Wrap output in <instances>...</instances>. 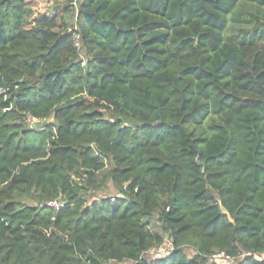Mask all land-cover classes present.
Listing matches in <instances>:
<instances>
[{
  "label": "trees",
  "instance_id": "trees-1",
  "mask_svg": "<svg viewBox=\"0 0 264 264\" xmlns=\"http://www.w3.org/2000/svg\"><path fill=\"white\" fill-rule=\"evenodd\" d=\"M27 14L0 0V264H264V0Z\"/></svg>",
  "mask_w": 264,
  "mask_h": 264
},
{
  "label": "rangeland",
  "instance_id": "rangeland-1",
  "mask_svg": "<svg viewBox=\"0 0 264 264\" xmlns=\"http://www.w3.org/2000/svg\"><path fill=\"white\" fill-rule=\"evenodd\" d=\"M79 0H27V8H28V14L26 17V21L30 22L34 19H39L40 17L43 16H50L53 14L56 10H62L65 7L72 9V15L70 16V22L73 24L74 23V12H75V4ZM228 34L232 35L233 31L230 30L228 31ZM77 46H79V41L76 40ZM28 126H33V123H28ZM86 198L88 203H90L94 199H101V198H108V197H113L116 194L115 189L110 183H107L105 186L100 188L97 191H86ZM23 202L27 204H35V200L33 199H23ZM151 223V228L153 230H157V223L155 221V218L150 219ZM166 253L165 250L163 249H155L150 252H148L145 257L147 259H155L158 258L157 256H162ZM195 252L191 249L186 250V255L188 257L194 256ZM260 258H264V255H260ZM107 264H131L130 262L126 263H107Z\"/></svg>",
  "mask_w": 264,
  "mask_h": 264
},
{
  "label": "built area",
  "instance_id": "built-area-1",
  "mask_svg": "<svg viewBox=\"0 0 264 264\" xmlns=\"http://www.w3.org/2000/svg\"><path fill=\"white\" fill-rule=\"evenodd\" d=\"M0 92H1V89H0ZM30 122L33 123V126H34V120L30 119ZM45 205L49 208L54 209V210H59L63 207V201L59 197L57 199L48 201ZM170 248H171V244L167 240H164V242L162 243V245L158 249L159 250L163 249L167 253ZM212 259L217 264H236L235 260L233 258L225 255L223 252H220V253L213 255Z\"/></svg>",
  "mask_w": 264,
  "mask_h": 264
},
{
  "label": "water",
  "instance_id": "water-1",
  "mask_svg": "<svg viewBox=\"0 0 264 264\" xmlns=\"http://www.w3.org/2000/svg\"><path fill=\"white\" fill-rule=\"evenodd\" d=\"M219 205H220L221 212L230 219L229 214L227 213V211L222 207V205L220 203H219Z\"/></svg>",
  "mask_w": 264,
  "mask_h": 264
}]
</instances>
